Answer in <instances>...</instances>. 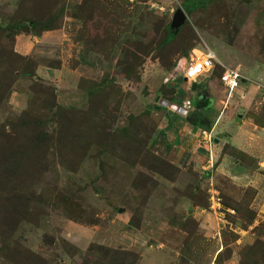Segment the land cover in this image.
I'll return each instance as SVG.
<instances>
[{
    "label": "rangeland",
    "instance_id": "374dc122",
    "mask_svg": "<svg viewBox=\"0 0 264 264\" xmlns=\"http://www.w3.org/2000/svg\"><path fill=\"white\" fill-rule=\"evenodd\" d=\"M185 1L0 0V264H264V0Z\"/></svg>",
    "mask_w": 264,
    "mask_h": 264
},
{
    "label": "built area",
    "instance_id": "2783aa9c",
    "mask_svg": "<svg viewBox=\"0 0 264 264\" xmlns=\"http://www.w3.org/2000/svg\"><path fill=\"white\" fill-rule=\"evenodd\" d=\"M170 12L173 13L174 10L171 8ZM215 62L218 63L213 52L210 49H206L199 58L197 57L195 60L183 63V78L189 83H195L200 77L210 75L214 69ZM240 79L241 76L236 70L226 69L221 75V82L229 95L236 91L238 83L241 81ZM261 92V98L264 101V90H261ZM201 136L204 140L211 139L208 132L204 130L201 132Z\"/></svg>",
    "mask_w": 264,
    "mask_h": 264
},
{
    "label": "trees",
    "instance_id": "16d2710c",
    "mask_svg": "<svg viewBox=\"0 0 264 264\" xmlns=\"http://www.w3.org/2000/svg\"><path fill=\"white\" fill-rule=\"evenodd\" d=\"M204 4H205V0H187L183 3L182 8L181 7H179V8H181L187 16V14L192 13L194 10H196L199 7H202ZM25 27H29V28H32L34 30L38 27V24L30 23V26L27 25ZM165 28L167 31V38L168 39L172 40L175 37V35L178 33V32L174 33V31L171 30L169 23L166 25ZM49 29H50V27H48V26H43L41 28L42 31H47ZM185 62H187V61H185ZM194 84L196 85V82ZM203 99L204 98L200 97L199 99L196 100L197 105H196V107H194V109L195 110H201L202 109V110L208 112L209 101H203ZM194 116H196V112H194V110L188 111L187 115L185 116V122L188 123L189 125H191L192 129H195L196 127H201L203 125V123L198 122ZM192 119H193V121H191ZM194 131H196V130H194Z\"/></svg>",
    "mask_w": 264,
    "mask_h": 264
},
{
    "label": "water",
    "instance_id": "95a60500",
    "mask_svg": "<svg viewBox=\"0 0 264 264\" xmlns=\"http://www.w3.org/2000/svg\"><path fill=\"white\" fill-rule=\"evenodd\" d=\"M186 20H187V16L185 12L181 8L176 9L173 13L170 23L171 30L174 31V33H177L179 28L186 22ZM162 104L164 106L166 105V103L164 102Z\"/></svg>",
    "mask_w": 264,
    "mask_h": 264
},
{
    "label": "crops",
    "instance_id": "0c3cea01",
    "mask_svg": "<svg viewBox=\"0 0 264 264\" xmlns=\"http://www.w3.org/2000/svg\"><path fill=\"white\" fill-rule=\"evenodd\" d=\"M237 91V90H236ZM188 105L190 106V102L188 103ZM209 109V108H208ZM210 109H212L211 111H210V117H214L215 116V108L214 107H212L211 106V108ZM221 118V117H220ZM227 122V121H226ZM191 127V126H190ZM191 129H192V127H191ZM203 131V130H202ZM202 131H200L199 132V134L201 135V132ZM249 134H248V132H247V130H245V128H243V126L242 127H240V129H238V134H237V136L234 138L235 140H236V142L238 143V144H240V145H237V148L239 149V150H242V149H244L245 147H242V146H246V145H244V143L243 144H241V143H239V140H237L238 139V136H248Z\"/></svg>",
    "mask_w": 264,
    "mask_h": 264
}]
</instances>
